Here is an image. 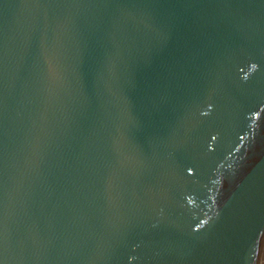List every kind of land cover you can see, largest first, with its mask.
<instances>
[{
  "label": "water",
  "instance_id": "obj_1",
  "mask_svg": "<svg viewBox=\"0 0 264 264\" xmlns=\"http://www.w3.org/2000/svg\"><path fill=\"white\" fill-rule=\"evenodd\" d=\"M0 264H264V0H0Z\"/></svg>",
  "mask_w": 264,
  "mask_h": 264
}]
</instances>
